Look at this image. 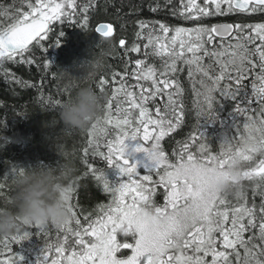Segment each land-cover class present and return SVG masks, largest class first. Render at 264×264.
<instances>
[{"label": "trees", "instance_id": "obj_1", "mask_svg": "<svg viewBox=\"0 0 264 264\" xmlns=\"http://www.w3.org/2000/svg\"><path fill=\"white\" fill-rule=\"evenodd\" d=\"M45 16L27 50L0 47V264H264V7L0 0V37ZM197 171L213 191L182 223Z\"/></svg>", "mask_w": 264, "mask_h": 264}, {"label": "water", "instance_id": "obj_2", "mask_svg": "<svg viewBox=\"0 0 264 264\" xmlns=\"http://www.w3.org/2000/svg\"><path fill=\"white\" fill-rule=\"evenodd\" d=\"M233 7L240 11H247L254 5L264 6V0H232ZM51 28L49 18L39 17L21 22L8 30L0 38V46L9 53H19L31 47L41 36ZM232 22L224 21L213 26L214 35L217 38H230L235 32ZM96 30L104 36L111 35L113 27L109 23H100Z\"/></svg>", "mask_w": 264, "mask_h": 264}, {"label": "rangeland", "instance_id": "obj_3", "mask_svg": "<svg viewBox=\"0 0 264 264\" xmlns=\"http://www.w3.org/2000/svg\"><path fill=\"white\" fill-rule=\"evenodd\" d=\"M259 145L262 146L264 144H259ZM255 148L257 149V143L253 144V149H255ZM259 148H264V147H259ZM257 152L258 151H256V153ZM261 154H264V151ZM167 171H168L167 172V175H168L167 177H171L173 179V181H175V179L178 180V178L181 175V173L179 171L177 172L174 169L173 170L167 169ZM165 175H166V173L164 174V177H165ZM195 178L198 179L200 182H202L204 186L197 185L196 182H195ZM173 183H175V182H173ZM190 183L193 186V189L189 190V191H191L190 194L192 195V198H191V196H190V198H188V196H185L184 199L182 200V208H179L176 211V215H177V217L180 216V218L182 219L181 220L182 223H188V222H190L192 220H195L197 218H201L202 208L207 209V206L206 207L202 206V204L204 202V199L206 198L205 190L208 189L211 192L213 191L212 188H208L210 186V184H211V180L209 178L204 177L202 175L201 171H197V172L192 173L190 175ZM174 189H175V187L172 188V189L170 188L169 191L172 192V191H174ZM263 189H264V185H263ZM170 196H173V195H170ZM176 200H177V198L174 201H176ZM190 201L195 202V205L192 206V207H188V203ZM148 214H149L148 212H143L145 220L148 221L149 224H151L150 225V230L157 231L159 227L162 230H166L167 222L164 223L161 220L153 218L151 215H148ZM207 215H208V213H206L205 216H207ZM229 249H231V248L223 247V248L217 249L216 251H214V253H215L214 258L219 256L222 259V262H224L227 259V257H228ZM150 255L151 254H150V252L148 250L143 252V256L144 257H148ZM199 261H201V259L199 258L197 260V258H196V261L194 263H190V264H202ZM209 264H211V263H209Z\"/></svg>", "mask_w": 264, "mask_h": 264}, {"label": "bare ground", "instance_id": "obj_4", "mask_svg": "<svg viewBox=\"0 0 264 264\" xmlns=\"http://www.w3.org/2000/svg\"><path fill=\"white\" fill-rule=\"evenodd\" d=\"M231 4H232V0H231ZM232 7H233V4H232ZM234 8V7H233ZM235 9V8H234ZM235 10H238V9H235ZM238 11H240V10H238ZM241 12H243V11H241ZM39 40V39H38Z\"/></svg>", "mask_w": 264, "mask_h": 264}]
</instances>
